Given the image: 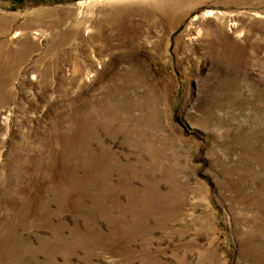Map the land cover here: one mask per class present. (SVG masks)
Masks as SVG:
<instances>
[{
  "label": "rangeland",
  "instance_id": "obj_1",
  "mask_svg": "<svg viewBox=\"0 0 264 264\" xmlns=\"http://www.w3.org/2000/svg\"><path fill=\"white\" fill-rule=\"evenodd\" d=\"M0 264H264V0H0Z\"/></svg>",
  "mask_w": 264,
  "mask_h": 264
}]
</instances>
